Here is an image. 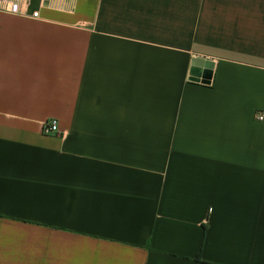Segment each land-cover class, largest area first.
I'll use <instances>...</instances> for the list:
<instances>
[{
  "label": "crops",
  "instance_id": "1",
  "mask_svg": "<svg viewBox=\"0 0 264 264\" xmlns=\"http://www.w3.org/2000/svg\"><path fill=\"white\" fill-rule=\"evenodd\" d=\"M32 8L0 12V264H264V0Z\"/></svg>",
  "mask_w": 264,
  "mask_h": 264
},
{
  "label": "built area",
  "instance_id": "2",
  "mask_svg": "<svg viewBox=\"0 0 264 264\" xmlns=\"http://www.w3.org/2000/svg\"><path fill=\"white\" fill-rule=\"evenodd\" d=\"M0 12L29 18L39 17V9L32 8V0H0ZM262 117L263 114H257V119L260 120ZM41 131L44 135L57 134L56 120H45L41 125Z\"/></svg>",
  "mask_w": 264,
  "mask_h": 264
},
{
  "label": "water",
  "instance_id": "3",
  "mask_svg": "<svg viewBox=\"0 0 264 264\" xmlns=\"http://www.w3.org/2000/svg\"><path fill=\"white\" fill-rule=\"evenodd\" d=\"M214 63L210 59L193 57L189 69V80L209 84Z\"/></svg>",
  "mask_w": 264,
  "mask_h": 264
}]
</instances>
